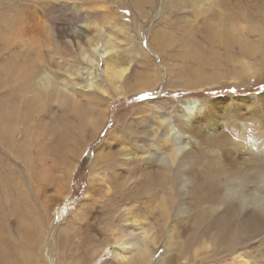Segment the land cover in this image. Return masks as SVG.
Masks as SVG:
<instances>
[{
  "label": "bare ground",
  "instance_id": "bare-ground-1",
  "mask_svg": "<svg viewBox=\"0 0 264 264\" xmlns=\"http://www.w3.org/2000/svg\"><path fill=\"white\" fill-rule=\"evenodd\" d=\"M83 1L93 2L92 6L97 5L98 10L106 7L99 6L100 0ZM206 1L129 0L128 3L131 9L133 8L132 11L142 19L149 20L150 15L147 10L150 8L147 6L156 11L155 14L160 15L159 17L165 14L170 15L171 19L167 25L177 28L184 27L180 26L183 23L180 15L185 12L187 7L191 5V7L194 6L199 9L205 5L204 2ZM4 3L5 0L0 1V24L7 25L3 29L0 28V149L4 150L7 158L20 161L18 164L24 167L23 170L26 173L30 174V181L49 178L48 181L52 184L55 183L54 188L60 190V193H65V191L69 193L68 183L72 169L70 168L67 174L54 179L52 176L47 177L45 174L47 169L42 163L46 151L49 150L53 154L61 156L60 159L63 160V157L66 156L65 150L69 149V143L75 139L85 138L84 140H88V143L86 142L80 151H74V156L80 157L84 148L99 138V132L105 125L109 112L105 108L107 105L106 96L110 97L112 101L125 94L132 95L138 94V92L152 91L157 88V85H161L165 75L159 73L150 58V54H155L157 51L164 54L169 47L172 48V45L169 44L174 42L175 36L173 34L177 29L174 30L173 34L170 33L171 31L167 34L166 31L156 28L153 33L155 39L152 45H148L145 49L137 42L136 36L140 37L142 31L149 34L146 27H139L138 31L134 29L135 27H130L131 30L127 32L125 30L129 27H122L121 23L107 27V25L112 24L110 21L112 12L107 15L105 12L97 10L91 13L83 10L85 4L80 6L77 5L78 3H71L73 4L70 9L71 13L83 17L78 21L77 26L48 28L45 27L47 25L45 24L44 27L40 28L41 30L33 27L35 30H31L37 31V34L35 37L33 34L32 37L37 43L32 44L30 37L28 42L25 40L26 34L30 31L29 27L18 26L24 22L23 17L27 19L26 16L30 12L21 11L19 15L13 17L14 15L9 14L10 9L7 10L5 6L9 2ZM23 4L26 6L25 3ZM120 4L124 7L127 3ZM60 5L62 3L58 1L49 3L50 12L63 11L64 9L60 8ZM2 7L4 8L2 9ZM108 7L107 5L106 11H109ZM84 12H86L85 16ZM99 12H102L101 22H97L96 19L92 20L91 16L99 17L100 15H95ZM25 21L24 24H27L28 20ZM42 23L39 22L38 25L41 24L42 26ZM233 27H237L236 23L233 24ZM210 28L206 26L204 29L209 30V39L215 40L216 35L211 32ZM24 31L27 33L24 34ZM262 31L264 33V30ZM163 32L165 33L164 36L169 35L167 39L162 37ZM117 33L124 39L120 40ZM194 34L197 35L195 32ZM158 37L160 38L158 39ZM42 39L47 41L43 42ZM161 39L169 46L165 45ZM123 43H125V49L122 48ZM256 44L261 45L260 43ZM31 45L40 47L32 48ZM44 49L48 50L47 55L42 54ZM120 49L133 53L131 55L132 60H130L131 62L135 60L133 65L131 62L124 65L126 63L122 56L124 51H120ZM19 51L21 52L19 53ZM70 51L74 53L72 54ZM136 53L140 56L139 58L136 57ZM72 59L78 60L75 64L85 63L82 68L87 71L86 77L79 71L82 69L81 67L71 64ZM171 63L167 64L171 65ZM136 64L137 67L134 70ZM244 65L246 66L244 70L252 71L254 68L249 64ZM51 69L57 71L54 72ZM99 77L101 78L100 81L97 80ZM167 79L170 81L169 78ZM124 82L128 83L126 88H124ZM188 87L190 86L188 85ZM75 106L81 108L78 113H75L78 121H70L69 118L72 117L68 118V114L72 111L75 112L73 110ZM179 112L183 114V122H191L188 132L198 140V146L208 147L209 152L203 150L200 152L202 157H199L198 154L188 149L187 145L180 149L177 142L180 139L174 128L176 120L172 122L171 116L166 117L163 113L154 115L155 113L151 114V111L148 114L144 112V109L138 110L139 126L142 129L145 128L142 135H148L149 139L147 137L145 143L142 135L139 139L136 137L138 141L133 146L136 151L131 150L130 153L124 155L128 159L130 158L129 163L124 162L130 168L126 164L119 166L113 163L121 153L110 151L113 149L106 152L105 147L108 141L104 139L101 142L93 170L97 171L100 164H105L107 168L111 167V169L113 167L115 171L112 169L114 173L110 178H113L111 183H114V187H112L114 192L110 196H106L104 201H101L102 198L97 199L94 195H89L90 199L88 200L92 204L87 207L90 209L87 211L85 208V213L77 216V219H80L82 223L76 228H64L59 241L53 235L44 236L45 229L40 214L34 213L33 208H30L28 203L25 202L24 206L23 201H21L26 191L25 183L23 186L20 179H18L19 182L15 181L12 179L14 177H8L9 174L4 177L1 174L2 167L0 164V264H17L13 261L15 256L22 258L21 264H47L44 262L46 257L52 262L54 259L53 264H100V260L93 259L99 252L98 245H95L97 237L99 235L107 236L110 233L109 236H118L115 244L120 243L124 246L123 241H121L123 238L120 239V236L124 238L126 236L133 237L135 234L133 226L138 223L139 208L145 209L146 206L150 207V204L153 205V203L154 208L146 207L156 222V227L152 228V233L149 235L152 244L146 246L144 242L140 243V237L128 240V246L125 249L130 251V247H132L138 252L137 255L132 256L121 255V253L119 256L114 254L115 257H119L120 264H152L150 261L154 249L151 248V245L157 246L159 239L163 238L169 240L167 248L165 247L167 252L154 264H187L188 262L205 264L204 262L215 260L216 256L222 254L228 256V254L236 253L238 249L252 245L254 251H252L253 249L249 250L245 257H250L252 260L251 251L261 253L263 255L257 262L264 264V236H261L264 234V167H260L262 162L252 161L253 156L259 154L256 150L260 146L243 144L246 133L244 127L239 128L240 141L235 144V147L232 144L230 148L231 152H233V147L238 150L233 157L229 158L231 153H227L226 149L223 153L215 150L216 148H224L225 142H227L226 134H213L214 138L211 140V135L206 138L202 133L205 127L215 123L210 110H200L197 108L196 100L186 99L182 102ZM101 126L102 128H100ZM44 129H49V132ZM114 131L112 130L110 134ZM125 133L136 132L134 130L128 132L127 129ZM49 134L52 136L51 139ZM76 144L77 142H75V147ZM240 147L242 148L239 149ZM137 152L138 155H135ZM246 153L251 155V161L244 158ZM134 155L135 158H133ZM120 170L119 176H116ZM41 173H44L45 176ZM123 174H127V176ZM124 177L126 180L122 181ZM16 190H20L18 195L17 193L16 195L13 194V191L16 192ZM115 198L117 199L115 200ZM120 202H132V207L126 208L125 211L123 210L124 212L121 210L122 212L116 215L119 216L117 220L120 223L125 222L128 226L122 225L118 228L117 226L101 227L98 225L104 221L105 224L106 222L117 221L113 219L115 216L113 212ZM73 203L71 202V204ZM54 206L57 208V215L59 217L64 216L68 204H64L62 199ZM46 208L44 212L47 211ZM11 217H13L12 220ZM173 219H176L177 222L187 221L189 223V233L184 240L175 239L179 237L180 232H176L174 223L168 227V223ZM126 231L128 234H125ZM165 232H169L168 236ZM109 241L110 239L108 243ZM48 245L55 247L52 248L51 254L44 253L43 248L45 249ZM209 247L212 248L210 255L209 253L205 254ZM23 250L25 251L24 256ZM126 259L128 260L125 261ZM234 261L232 264H249L238 257L234 258Z\"/></svg>",
  "mask_w": 264,
  "mask_h": 264
},
{
  "label": "rangeland",
  "instance_id": "rangeland-1",
  "mask_svg": "<svg viewBox=\"0 0 264 264\" xmlns=\"http://www.w3.org/2000/svg\"><path fill=\"white\" fill-rule=\"evenodd\" d=\"M11 1L5 0V3L7 2L9 3H7V5L5 3L4 4L7 10L10 9L9 14L14 15L13 17L19 15V12L21 11L26 10V12L28 11L30 12V14L26 16L27 19L23 17L24 22L22 21L23 23L18 24V26L29 27L30 31L28 33L27 31H24V34L27 33L25 36V40H27L26 42H28L30 37V41L32 40V44L37 43V41H35V39L33 40L32 37L33 34H35L33 35L34 37L37 34L36 33L37 31L36 32L34 31L35 33L32 31L35 30V28L33 27H37V29H40L41 27H44L45 24H47L45 25V27L48 28L58 27V26L59 27L64 26L70 28L76 27L78 21L83 17L71 13L70 10L71 5L75 3H78L77 5L80 6L82 4L83 5L85 4L84 7L85 9L83 10L84 11L87 10L91 13L95 12L96 10L105 12V15L112 12L110 19L112 24L107 25V27H112L114 26V24L121 23L122 27H129L128 29L125 30V32L130 31L131 30L130 27H135L134 29L136 31H138L139 27H146V30L149 31V34H146L145 31H142L143 33L140 34V37L136 36V38H138L137 42L140 43L141 46L145 49H147L148 45H152V42L155 39L153 37V33L155 32L156 28H159L161 31L164 30V32L166 31L167 34H169L170 31H171L170 33L173 34L174 30L177 29V31H175V34H173L175 36L174 42L172 44L169 42L170 43L169 45H172L171 46L172 48L169 47V49H167V52L164 54H161L158 51L155 54L152 53L150 54L151 55L150 58L152 62L156 65L159 73L161 75H165V77L162 78L161 85L160 84L157 85V88L152 91H148V92L143 91L140 93L138 92V94L136 93L132 95L125 94L123 96L115 98L112 101L110 97L106 96L105 99L107 100L106 102L107 105H105V108H107V111L109 110V112H108V117L105 120V125L103 128L102 126L100 127L102 129L99 132V136H98L99 138L95 142L88 144L84 148V151L82 152L80 157L77 158L74 155L75 152L80 151V149L84 147L86 142L88 143V140L87 141L84 140L85 138L80 140L75 139L72 141V143H69L68 146L69 149L67 148L65 150L66 156L64 155L65 157H63V160L60 159L61 156L57 154H53L49 150L46 151L45 159H43L42 163L47 169L46 170L47 172L45 173L47 177L52 176V179H54L58 176L67 174L70 168L72 169L68 183L69 187L67 185L70 194L67 191H65V193H60L59 192L60 190H58L56 187L54 188L55 183L52 184L51 182L48 181L49 178H47L46 180L36 179L34 181L32 180L30 181V176H29L30 174L26 173L25 170H23L24 167L18 164L20 161L18 162L15 161L14 159L12 160L10 158H7L4 150L0 149L1 150L0 164L2 167L1 174L4 177H6L9 174L8 177L10 176L14 177L12 179L18 182H19L18 179H20V183L23 186L25 183L26 191L24 193V196L21 198L22 199L21 201H23L24 206H25V202L28 203L30 205V208L31 207L33 208L34 213L40 214L42 225L45 229L44 236L50 234L53 235L55 239L59 241V237L63 234L64 228L66 227L76 228L79 227L80 223H82L80 219L79 220L77 219V216L78 214L79 216H81L82 213L83 214L85 213L86 209L87 211L88 209H90V207H87L89 204H92V202L88 200L90 199V197H88L89 195L90 196L94 195L95 198L97 199L102 198L101 201H104L106 196H110L112 192H114L112 189V187H114V183H111L113 178L110 177L113 176L112 174L114 173L115 170L113 169V167L112 169L114 171L111 169V167L107 168L105 164H100L97 167L98 170L94 171L93 167L95 163L96 154L98 150H100L98 148L99 145H101V142L104 139H107L108 144L106 143L107 145L105 147V151L107 152L108 150L113 149L110 151L119 152L122 154V155L120 154L116 158L117 160L114 161L113 163L121 166L122 164H126L127 162L128 163L130 162L129 160L130 158L128 159L124 155L130 153L131 150L136 151V149H134L133 146L135 145L136 141H138L140 136L143 134L142 132L145 131V128L142 129L139 126L140 123L137 120L138 110L140 111L144 109V112L148 114L151 111V114L155 113L154 115L157 114L161 115L163 113V115L166 117L171 116L172 122L176 120L174 122V128L177 131L178 137L180 139L177 140L180 149L187 145L186 147L188 149H191L194 153L198 154L199 157H202L200 152L203 150L209 152V148L205 147L204 145L198 146L199 144L198 140L195 137L191 136V134L188 132L189 127L191 126V122L190 121L183 122L184 120L182 116L183 114L179 112V109L181 108L183 101H185L186 99H194L196 100L197 108L203 111L210 110L214 116L215 123L210 126L208 125L202 131L205 137L207 138L211 135L212 136L211 140H212L214 138L213 134L221 135L222 133H224L227 136L226 139L227 142H225L226 144L224 145V148L222 149L216 148L215 149L216 151L223 153L224 149H226L227 153H231L229 155V158L233 157L235 152H237L238 150L234 148L235 144L240 141L239 128L244 127L243 129L246 133L245 134L246 136L243 144L249 146L251 144H255L256 146H260V148H257L256 150V152L257 153L259 152V154L253 156L254 160L252 159L251 155H249L248 153L245 154L244 158H248V160L250 161L252 159V161L254 162H262L260 163L261 165L260 167L261 168L264 167L262 166L264 165V55H263L264 33H262L263 32L262 30H264V0H211V1L207 0L206 2H204L205 5L199 9H196V7L194 6L191 7L190 5L186 9L187 11L185 10V12L181 13L180 15L182 16L181 19H183V23H181L180 26H184V27H177V28L175 27L172 28L167 25L169 19H171L170 15L168 16L167 14H165L159 17L160 15L155 14L156 11H154L153 9H151V7L148 6L147 8H150V10H147L150 15L149 20L140 18V16L137 13L132 11L133 8L131 9V7L129 6L128 3L129 0H105L106 2L100 0L99 6H106L101 10H98L97 5L92 6L93 2L91 3L88 1L84 2L83 0H57L58 2L62 3V5H60L61 7L60 6L59 7L64 9L65 11L64 10L58 11L56 13L50 12L51 10L49 9L48 6L49 3L57 2L56 0H49L48 2L46 0H28V1L11 0ZM23 3H25L26 6ZM120 3H125V4L127 3V4L126 6L123 7ZM107 5L109 6L108 7L109 11H106ZM3 8L4 7H2V9ZM102 12L95 14V15H100L99 17L91 16V19L92 20L96 19L97 22H101L100 17H102L101 15ZM85 13L86 12H84V16L86 15ZM205 18L206 20H203ZM102 19L105 20L104 18ZM25 20H28L27 24H24L26 23ZM162 20H164L165 22ZM39 22H43L44 24L42 23V26L41 24L38 25ZM234 23H236L237 27H233ZM206 26L211 27L210 28L211 32L215 33L216 35L215 40L209 39V34H210L209 30L206 31V29H204ZM4 27H7V25L4 26V24H0V28L3 29ZM164 32L162 37H164V39H167L169 35L167 36L166 34L164 36L165 34ZM194 32L197 33V35L194 34ZM29 33L31 36L29 35ZM118 36L119 39L122 40L123 36L121 35ZM160 37H158V39ZM260 39L263 40L260 41ZM175 40H177L178 42ZM42 41L45 42L47 40L42 39ZM162 42L164 43V40ZM256 43H260L261 45H257ZM55 44L57 46L56 42ZM124 44L125 43L122 44V48L125 49L126 46ZM164 44L168 45L167 43ZM31 47L35 48L40 46L31 45ZM21 51H19V53ZM120 51H124V50L120 49ZM48 53L49 52L47 49L46 50L44 49L42 51L43 55H47ZM179 54L181 55L179 56ZM131 55H133V53H128L125 51L123 52L122 56L126 60V63L124 65H128V63L131 62L130 61L132 60ZM136 57L139 58L140 56L136 53ZM180 57L182 61L180 60ZM183 58H185L184 61ZM77 61L78 60L72 59L71 64L73 66L76 67L78 66L81 68L85 66L84 62H81V65L80 63L75 64ZM171 62L174 64H172ZM131 63L133 65V63H135V60H133ZM167 63H171V65L173 66ZM244 64L251 65L252 67H254L253 70L252 71L244 70L246 69V66ZM100 66L102 67V65ZM136 67L137 64L135 65L134 70L136 69ZM167 67H170L171 69L170 68L167 69ZM180 68L182 71L180 70ZM51 70H53L54 72L57 71L56 69H51ZM174 70H176L175 73H172V71L174 72ZM79 71H81V74H83V76L86 77L85 75V73H87L86 70L82 68ZM167 78H169L170 81H168ZM97 80L100 81L101 78L99 77L97 78ZM70 82H73V80H70ZM127 84H128L127 82L123 83L124 88H126ZM188 85L190 87H188ZM147 102L149 103V105ZM154 102L156 103L155 105L153 104ZM76 107L78 106H75L73 108L75 112L72 111L68 114V118L72 117L69 118V120L71 119L70 121L77 120L76 119L77 114L75 113H78L81 110V108L80 107L76 108ZM179 119L180 121H178ZM129 123L130 125L128 126ZM127 129L128 132L134 130L136 133L126 134L125 132L127 131ZM44 130L46 131L48 130L47 132H49V129H44ZM112 130L115 131L112 134H110ZM49 136L51 139L52 137L51 134H49ZM142 136L144 142L146 143L145 139L147 137L149 139V136L148 135H142ZM75 142H77L76 147H75ZM70 144L73 146H71ZM232 144H234L233 152H231L230 149ZM241 148L242 147H240L239 149ZM52 150L54 151V148ZM72 150L73 152H71ZM135 155H138V152ZM135 155L133 156V158H135ZM72 164H73V168H72ZM100 167L105 169H101ZM127 167L130 168L129 165ZM142 168H144V165H142ZM105 170L108 172H106ZM121 170L117 172L116 176H119L118 173H120ZM123 172L125 173L124 170ZM45 174L43 173L42 175L45 176ZM123 175L127 176V174H123ZM102 179L103 181H101ZM125 180L126 178L124 177L122 181ZM254 185L255 187H257L256 184ZM109 190L110 192H108ZM19 192L20 190H16V192L13 191V194L16 195L17 193L18 195ZM67 194H69V196H66ZM62 199L64 200V204L66 205L68 204V207L64 216L59 217L57 215V208H55L54 204L59 203L60 201H62ZM116 199L117 198H115V200ZM71 202L74 203L71 204ZM117 202H119V200H117ZM130 207H132V202L129 203L120 202L119 205L116 206L115 211L113 212V215H115L113 219L117 220L119 216L116 215L120 214V212H122L123 210L125 211L126 208H130ZM146 207L145 209L139 208L140 213L137 218L138 223L134 224L133 226V232L135 233L133 237L126 236L124 238L123 236H120V239L123 238L121 239V241H123L124 246H122L120 243L115 244L118 236L114 237V235L112 236L110 235L111 236L110 237L109 236L110 233L107 234V236L99 235L97 237V241H95V245H98L99 252L98 254L96 253L97 256H95L93 259L98 261L100 260V264H120L119 257H115L114 254H117V256H119L120 253L121 255L126 254L129 256L137 255L138 251H136L135 248L129 246L132 250L130 249L129 251L125 249L128 246L127 244L128 240L130 241L135 237H140L141 238L140 243L144 242L146 246L150 245V243L152 244V240L149 235L152 233V228L154 226L156 227L155 225L156 222L154 221L153 215L150 214L149 209L154 208V203L153 205L150 204V207H147L149 208L148 210ZM45 208L47 209L46 212H44ZM48 216L50 217L48 218ZM12 218L13 217H11L10 219L12 220ZM171 223L172 224L174 223L176 232L178 231L180 232L179 237H176L175 239L184 240L187 234L189 233L188 232L190 226L189 223L187 221L177 222L176 219H173L170 220V222L168 223V227ZM98 225H100L101 227L117 226L118 228H120L122 225L128 226L127 223L125 222L120 223L118 220L113 223L106 222V224L104 221L103 223L101 224L99 223ZM168 233L169 232H165L167 236ZM125 234H128V232L126 231ZM261 236H264V234H261ZM109 239L110 241L108 243ZM48 242L50 241L48 240ZM168 242L169 240L167 238H163V239H159L157 246L155 244L151 245V248L154 250H153L152 260L150 261V263L154 264L156 260L161 258L162 255L167 252L166 248ZM118 246H122V247L119 248ZM52 248L55 247L48 245L47 247H45V249L43 248L44 253L51 254ZM103 248H105V250H103ZM211 249L212 248L209 247L208 251H206L205 254L209 253L210 255ZM249 250L254 251V246L252 245L250 247L238 249L236 253L228 254V256L223 254L220 256H216L215 260H209L204 263L214 264L215 262V264L216 263L232 264L235 262L234 258L238 257L240 260L244 259L249 264H259L257 260L263 254L251 251V254L253 255V259L251 260L250 257H245V254L249 252ZM22 254L24 256L25 254L24 250ZM13 259H14L13 261L17 262V264L22 263L21 257L15 256ZM44 260H45L44 262L47 264L49 262L51 264L55 262L54 259L53 262L52 260L50 261L47 260V257L46 259L44 258ZM127 260L128 259H126L125 261ZM187 264H198V263L188 262Z\"/></svg>",
  "mask_w": 264,
  "mask_h": 264
}]
</instances>
